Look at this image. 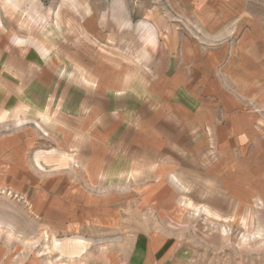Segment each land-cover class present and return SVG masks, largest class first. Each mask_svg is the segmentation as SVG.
Wrapping results in <instances>:
<instances>
[{
    "label": "crops",
    "instance_id": "crops-1",
    "mask_svg": "<svg viewBox=\"0 0 264 264\" xmlns=\"http://www.w3.org/2000/svg\"><path fill=\"white\" fill-rule=\"evenodd\" d=\"M77 2L97 39L151 25L163 48L159 99L171 133L153 163L116 167L115 134L76 122L63 133L88 144L77 166L44 178L24 164L25 133L16 146L0 141V191L15 193L23 218L59 243L52 253L0 240V264H203L185 240V224L202 216L207 238L227 240L229 228L248 224L264 239V0ZM217 254L207 249V264ZM255 254L246 264H264Z\"/></svg>",
    "mask_w": 264,
    "mask_h": 264
},
{
    "label": "rangeland",
    "instance_id": "rangeland-1",
    "mask_svg": "<svg viewBox=\"0 0 264 264\" xmlns=\"http://www.w3.org/2000/svg\"><path fill=\"white\" fill-rule=\"evenodd\" d=\"M81 10L77 0H0V141L16 146L25 133V143L19 142L24 164L39 178L56 167L77 166L76 153L88 144L63 133L66 127L75 131L76 122L115 134L116 167L128 159L133 168L153 163L158 142L171 133L159 99L163 48L155 45L151 25L101 40L87 31ZM16 198L0 191V240L56 253L58 241L44 235L42 224L23 218ZM204 219L185 224V240L200 251L203 264L207 249L222 252L211 256L215 264H246L258 251L263 258L264 239L252 238L251 225L229 228L227 240L210 239ZM17 222L20 232L13 229Z\"/></svg>",
    "mask_w": 264,
    "mask_h": 264
}]
</instances>
